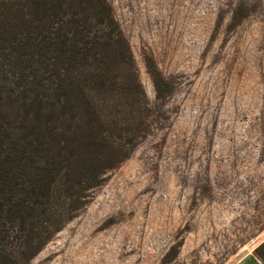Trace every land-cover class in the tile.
Returning a JSON list of instances; mask_svg holds the SVG:
<instances>
[{
	"label": "rangeland",
	"instance_id": "374dc122",
	"mask_svg": "<svg viewBox=\"0 0 264 264\" xmlns=\"http://www.w3.org/2000/svg\"><path fill=\"white\" fill-rule=\"evenodd\" d=\"M109 2L150 130L31 264H263L264 0Z\"/></svg>",
	"mask_w": 264,
	"mask_h": 264
},
{
	"label": "trees",
	"instance_id": "16d2710c",
	"mask_svg": "<svg viewBox=\"0 0 264 264\" xmlns=\"http://www.w3.org/2000/svg\"><path fill=\"white\" fill-rule=\"evenodd\" d=\"M151 114L109 0L0 3V264H31L129 158ZM255 255L264 264V242Z\"/></svg>",
	"mask_w": 264,
	"mask_h": 264
}]
</instances>
